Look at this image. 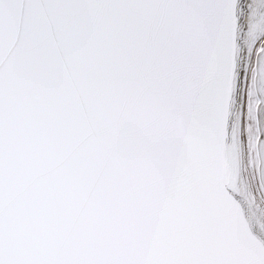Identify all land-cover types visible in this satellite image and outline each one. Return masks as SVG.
Masks as SVG:
<instances>
[{"label":"snow or ice","instance_id":"1","mask_svg":"<svg viewBox=\"0 0 264 264\" xmlns=\"http://www.w3.org/2000/svg\"><path fill=\"white\" fill-rule=\"evenodd\" d=\"M0 264H264V0H0Z\"/></svg>","mask_w":264,"mask_h":264}]
</instances>
